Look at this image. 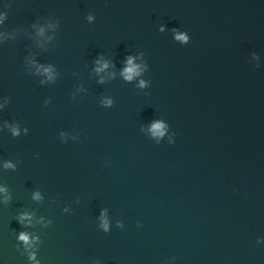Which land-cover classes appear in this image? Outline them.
Wrapping results in <instances>:
<instances>
[{
	"label": "water",
	"instance_id": "obj_1",
	"mask_svg": "<svg viewBox=\"0 0 264 264\" xmlns=\"http://www.w3.org/2000/svg\"><path fill=\"white\" fill-rule=\"evenodd\" d=\"M0 264H264V0H0Z\"/></svg>",
	"mask_w": 264,
	"mask_h": 264
},
{
	"label": "clouds",
	"instance_id": "obj_2",
	"mask_svg": "<svg viewBox=\"0 0 264 264\" xmlns=\"http://www.w3.org/2000/svg\"><path fill=\"white\" fill-rule=\"evenodd\" d=\"M91 19H92V17L90 16L89 17V20H91ZM178 38L179 39H185V37H183V36H179ZM128 65L129 66L125 69L124 75H125V78L126 79L131 80L133 74H136L137 73V67L132 64L131 58H129V60H128ZM107 67H108V65L105 63L102 66V68H98L97 71H102L103 68H107ZM141 86H143V82H141ZM162 127L163 126L160 123L154 124L153 125V134L154 135H156V134H162L161 131H160L162 129ZM13 131H14V134H15V130H13ZM37 198H39V197L37 196ZM105 227H106V225H105ZM20 239L23 240V241H25V243L28 242V236L26 234H23L22 233L21 236H20Z\"/></svg>",
	"mask_w": 264,
	"mask_h": 264
}]
</instances>
